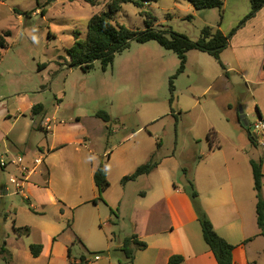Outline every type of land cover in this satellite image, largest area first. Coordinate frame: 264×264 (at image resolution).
<instances>
[{
    "label": "rangeland",
    "instance_id": "374dc122",
    "mask_svg": "<svg viewBox=\"0 0 264 264\" xmlns=\"http://www.w3.org/2000/svg\"><path fill=\"white\" fill-rule=\"evenodd\" d=\"M47 2L0 0V34L12 33L0 61V161L17 159L18 155L6 151L13 145L23 150L43 149L39 153L45 164L30 182L40 188L49 185L59 203L51 204L48 195L39 197L35 191L27 193L30 196L26 198L11 182L20 176L18 168L4 170L0 166V251L27 248L29 253V245L43 239V230L59 226L61 232L56 237L71 249L73 260L84 256L90 264H125L119 247L131 232V211H123L124 217L119 219L117 208L95 205L92 199L99 193L93 167L102 164L111 169L112 179L122 181L131 168L118 158L123 150L137 149L136 160L140 161L151 145L161 144L163 156L175 154L176 159L170 161L174 180L186 185L193 204L189 182L195 186L198 181L197 163L213 141L220 144L223 154L246 153L248 156L242 157L249 161L255 158L254 153L264 157L260 146L264 132L256 131L259 140L254 145L240 121L241 109L251 126L260 121L257 109L264 119V84L242 78L232 49L221 55L227 70L211 55L194 50L187 54L185 71L179 73L177 55L156 41L132 42L130 48L116 54L106 71L96 62L91 72L84 73L70 67L68 50L77 40H86L92 17L108 10L110 0H100L95 7L83 0H56L46 6ZM223 2L221 10L202 11L186 0H159L143 9L124 4L113 22L143 31L144 10L153 14L155 26L168 31V36L174 31L196 41L208 26L229 35L251 12V0ZM43 7L45 16L41 14ZM14 9L30 12V16L18 15ZM31 104H42L46 117L56 116L66 122L59 132L64 136L59 139L64 145L58 142L60 147L55 152L47 151V144L51 145L55 136L37 129L43 115L33 114ZM100 112L108 114L110 122L99 118ZM88 130L92 131L91 140L78 138ZM212 131L218 138L211 142L208 134ZM134 132H138L137 136L128 138ZM117 147L112 162L103 156L105 150ZM130 186L134 202L138 199V185ZM118 189L119 185H114L111 192ZM83 200L90 202L82 204ZM253 212L255 216L256 209ZM155 217L166 221L161 209ZM96 256L100 259L96 260ZM30 262L32 259L22 254L17 264ZM0 264H8L1 254Z\"/></svg>",
    "mask_w": 264,
    "mask_h": 264
},
{
    "label": "crops",
    "instance_id": "0c3cea01",
    "mask_svg": "<svg viewBox=\"0 0 264 264\" xmlns=\"http://www.w3.org/2000/svg\"><path fill=\"white\" fill-rule=\"evenodd\" d=\"M245 32L246 34L241 36ZM227 49L233 50L237 59V68L243 79L249 82H257L258 85L264 84V8L236 33ZM224 70H227L226 67ZM228 74L229 72L226 71V75ZM33 105L31 104L32 108ZM228 107L229 113H231L232 106ZM56 108L58 110L60 106H56ZM257 112L260 115L258 109ZM36 115H43L41 124H38L37 129L44 131L49 136H55L54 142L51 145L47 144V151L55 152L60 144L64 145V141H60L64 136H60L59 132L66 125V122L59 121L56 116L52 119L46 117L47 113L44 107ZM229 118L232 119L231 115ZM109 133L111 134V132ZM137 133L134 132L128 138H135ZM91 136L92 131L88 130L79 134L78 138L91 140ZM58 142H60L59 145ZM262 143L264 142H261L260 146L264 153ZM159 145L160 147L151 145L142 154L140 161L136 160L137 149L121 152L118 158L131 166L125 173L127 176H129L128 174L132 175L140 165L146 164L154 154V160L158 162V167L151 174L143 175L126 185L121 183V179H112L111 169L105 166L111 187L103 194L104 201H99L95 205L99 208L101 204H104L106 207L112 208L111 210L117 208L119 219L124 217L123 211L130 209L132 229L127 237L137 236L139 241L147 244L145 250H135L133 264H169L170 259L174 256L184 258L181 264H218L214 254L204 241L197 214L186 193V185L181 186L174 180L170 161L176 159V156L174 153L163 156V146ZM118 148H115L114 151L105 150L103 156H108V160L112 162ZM39 150L43 151V149ZM6 151L7 154L14 153L18 157L9 160V162L5 159L8 165L4 168L1 167L4 170L11 166H16L19 172H21L20 168L22 167L31 170L35 167L37 159H42V165L45 164V158L40 155V151H34L30 148L23 150L16 145L9 147ZM254 154L255 158L253 157L250 161L249 158L242 157L248 156L246 153L240 155L239 152L238 155L232 154V156L227 153L223 154L220 144H215L213 141L209 151L203 153L201 161L197 163L198 181L194 183L199 193L200 204L212 221L216 232L227 242L236 246L233 252L234 264H264V236L260 235L257 213L255 216L253 214V209H256L257 205V197L251 166L252 160L258 161L263 158L262 172L264 174V157H258L256 153ZM20 160H22L21 163ZM97 168L93 167V179ZM38 169L29 175L28 180L21 188L17 187L19 193L28 198L30 195L27 193L32 194L35 191L39 197L48 195L51 204H58L59 200L49 185L40 188L30 182L31 178L38 173ZM48 175L49 173H47ZM133 183L138 185V199L134 202L130 199V194L133 192L130 185ZM114 185L117 187L119 185V189L112 193L111 189ZM5 192H8L7 188ZM262 193L264 197V179ZM2 195V191H0V199L3 198ZM97 197L95 193L92 200ZM83 201L79 204L90 202L88 200ZM160 209L165 214L166 221L161 222V219L155 217ZM60 232L59 226H52L50 229L42 231L43 239H40L36 244H41L43 251L37 258L31 254L30 246L32 244L28 248L30 254L26 252L27 248L23 250L17 248L16 251L3 248L0 254L5 257L8 264H17L22 254H26L29 260L32 259L31 264H90L91 262L86 257L85 261H82V258L81 260L71 258V249L56 237V234H60ZM249 239L252 240L246 243ZM121 244L123 245V242ZM5 245L8 246L7 242ZM122 245L119 247L120 250ZM124 260L125 264H130L127 262L125 254Z\"/></svg>",
    "mask_w": 264,
    "mask_h": 264
},
{
    "label": "trees",
    "instance_id": "16d2710c",
    "mask_svg": "<svg viewBox=\"0 0 264 264\" xmlns=\"http://www.w3.org/2000/svg\"><path fill=\"white\" fill-rule=\"evenodd\" d=\"M53 1L56 0H48L46 6ZM83 1L94 7L100 3V0ZM186 1L192 4L197 11L211 9L221 10L224 6L223 0ZM153 2L156 3L159 2V0H110L107 4L108 10L95 14L92 17L88 27L86 40H77L75 45L68 50L70 67L79 68L84 73H89L94 69L95 63L100 62L102 69L106 71L107 68L113 64L116 54L130 48L132 42L146 44L151 41H156L161 47L168 51H172L177 55L180 61L179 73L185 71L187 54L194 50L211 55L221 64L223 69H225V65L221 61L222 53L229 47L230 41L236 33L264 8V0H251L250 14L247 15L229 35H225L220 29L215 30L208 26L202 30L200 38L196 41L174 31H171V35L168 36V31L158 29L155 26L154 23L156 18L153 14L144 10L141 14L146 18V29L143 31L131 30L124 25L114 24L113 20L115 15L121 10L124 4H133L140 9H143L148 3ZM38 5L40 4L38 3ZM14 12L18 15L30 16V12H23L19 9H14ZM41 14L45 16V7L41 9ZM11 35V31H6L0 34V61L3 57L2 50L8 48L7 38ZM171 91H174L173 83H171ZM42 109L43 105L37 104L33 106L32 111L36 115L42 111ZM97 116L102 118L105 122H110V116L104 112L98 113ZM261 119L263 118L261 117ZM250 137L252 143L256 145L257 139L252 136ZM217 138L218 135L215 131L208 134V141L212 142V140H217ZM154 158L155 154L146 164L138 167L132 175L125 176L121 183L126 185L129 182L136 181L143 175L151 174L158 167V162H156ZM262 164L263 158L258 161H251L255 182L254 188L257 197V223L261 231L260 235L264 236V197L262 193L264 174L262 172ZM94 183L99 193V197L93 202L97 204L99 201L103 200V194L111 187L108 173L102 164L97 168L94 174ZM189 187L192 192V202L202 228L204 241L209 246L210 251L214 254L218 264H234L233 252L236 246L227 242L216 232L212 221L200 204L199 193L195 189L194 184L189 182ZM24 230L29 232V228H24ZM251 240L252 239H249L246 243ZM146 248L147 244L145 242L139 241L137 236H131L124 240L121 251L125 254L127 262L133 264L135 250H145ZM30 251L32 256L37 258L41 255L43 246L41 244H32L30 246ZM82 261H85V257H82ZM183 261L184 258L182 256H174L170 259L169 264H181Z\"/></svg>",
    "mask_w": 264,
    "mask_h": 264
},
{
    "label": "built area",
    "instance_id": "2783aa9c",
    "mask_svg": "<svg viewBox=\"0 0 264 264\" xmlns=\"http://www.w3.org/2000/svg\"><path fill=\"white\" fill-rule=\"evenodd\" d=\"M256 126V131L259 129L261 130L262 132H264V120L263 119H260L259 123L255 125ZM262 138L264 139V135H262ZM257 140H259V137L257 138ZM262 145H264V143H262ZM22 162V160H20V163ZM43 163V160L42 159H37L35 161V167L33 169H28L26 167H22L20 168V173H21V176L18 177V178H12L11 179V182L13 184L16 185V187H19L21 188L22 185L28 180V177L29 175L33 174L36 172V170L38 169L39 166H41ZM8 165V162L5 160V159H1L0 161V166L2 168L6 167ZM100 259V256H96V260H99Z\"/></svg>",
    "mask_w": 264,
    "mask_h": 264
},
{
    "label": "water",
    "instance_id": "95a60500",
    "mask_svg": "<svg viewBox=\"0 0 264 264\" xmlns=\"http://www.w3.org/2000/svg\"><path fill=\"white\" fill-rule=\"evenodd\" d=\"M259 118L261 119V116L259 115ZM240 121L243 124V126L249 131L250 136L257 139V133H256V126H251L249 121L247 120L246 115L244 114V111L241 109L240 111Z\"/></svg>",
    "mask_w": 264,
    "mask_h": 264
}]
</instances>
